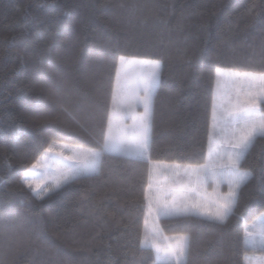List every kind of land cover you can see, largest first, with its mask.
I'll return each instance as SVG.
<instances>
[{
	"label": "trees",
	"instance_id": "16d2710c",
	"mask_svg": "<svg viewBox=\"0 0 264 264\" xmlns=\"http://www.w3.org/2000/svg\"><path fill=\"white\" fill-rule=\"evenodd\" d=\"M120 55L162 61L152 159H177L202 138L209 59L264 70V0H0V264H101L110 256L117 264L154 262L134 239L143 225L136 203L145 165L106 156L98 175L44 202L17 189L20 168L36 159L37 148L52 140L81 144L98 130ZM261 166L258 138L244 164L254 178L241 206ZM235 223L194 221L166 232L192 236L189 264H234Z\"/></svg>",
	"mask_w": 264,
	"mask_h": 264
},
{
	"label": "snow or ice",
	"instance_id": "6c2138e0",
	"mask_svg": "<svg viewBox=\"0 0 264 264\" xmlns=\"http://www.w3.org/2000/svg\"><path fill=\"white\" fill-rule=\"evenodd\" d=\"M217 63L210 58L207 65L202 138L194 152L181 151L177 159H152L154 103L163 63L120 55L114 57L98 130L88 133L90 140L81 144L52 140L37 148L36 159L20 168L17 189L44 202L77 181L98 175L106 156L132 159L145 165L136 203L143 225L135 230L134 239L140 251L154 256V264H189L192 236L166 230L186 228L194 221L226 225L232 217L240 244L234 264H264V166L241 206L244 190L254 178L244 164L258 138L264 139V70L239 71ZM63 110L71 117L67 108ZM20 132L12 133L13 140ZM4 163L13 168L6 154ZM36 175L42 178L35 179ZM133 219L139 222V217ZM101 264L117 262L110 256Z\"/></svg>",
	"mask_w": 264,
	"mask_h": 264
},
{
	"label": "rangeland",
	"instance_id": "374dc122",
	"mask_svg": "<svg viewBox=\"0 0 264 264\" xmlns=\"http://www.w3.org/2000/svg\"><path fill=\"white\" fill-rule=\"evenodd\" d=\"M63 143H64V142H63ZM34 178H35V179H41L42 177L39 176V175H36ZM225 190H226V189H225ZM250 254H251V253H250ZM259 254H260L259 252L256 253V255H259ZM151 264H154V262L151 263Z\"/></svg>",
	"mask_w": 264,
	"mask_h": 264
}]
</instances>
